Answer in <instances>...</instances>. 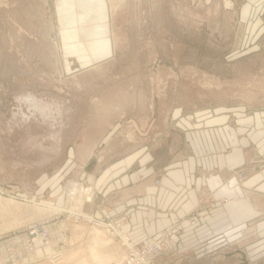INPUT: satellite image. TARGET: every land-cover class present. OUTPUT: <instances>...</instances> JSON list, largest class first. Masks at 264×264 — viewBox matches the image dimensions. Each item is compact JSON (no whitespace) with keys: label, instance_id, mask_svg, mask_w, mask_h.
<instances>
[{"label":"rangeland","instance_id":"1","mask_svg":"<svg viewBox=\"0 0 264 264\" xmlns=\"http://www.w3.org/2000/svg\"><path fill=\"white\" fill-rule=\"evenodd\" d=\"M53 3L0 0V199L51 214L0 235L49 221L55 231L63 223L69 242V227L103 229L79 214L94 216L92 205L99 211L113 203L93 185L106 145L117 156L147 144L158 162H172L168 140L179 132V116L190 117L195 131L201 121L215 130L231 114L264 115V0H116V54L89 60L60 52ZM28 95L47 110L31 108ZM6 212L0 208V223ZM24 216L14 221L21 226L30 218ZM211 233L174 244L211 258L220 245L214 243L229 237ZM59 242L54 251L61 254L51 259L72 248ZM194 243L208 249L194 250ZM174 255L157 264L185 261Z\"/></svg>","mask_w":264,"mask_h":264},{"label":"crops","instance_id":"2","mask_svg":"<svg viewBox=\"0 0 264 264\" xmlns=\"http://www.w3.org/2000/svg\"><path fill=\"white\" fill-rule=\"evenodd\" d=\"M114 3L116 0H54L59 49L66 58L109 59L116 54L120 40ZM188 119L191 118H176L179 132L170 133L172 162H158L147 144L126 146L117 156L114 146L106 145V160L95 171L93 185L100 195H110L113 205L102 206L99 211L93 210L92 205V214L99 217L109 211L120 230L136 244L157 238L173 225L180 226L174 243L202 241L211 232H216L217 238H221L220 233L231 236L214 243L220 245L211 258L181 253L175 245L177 256L173 257L177 260L185 255V261L176 263L168 259L171 264H230L235 257V264L264 262V115L224 116L215 130L206 129L201 121L197 130L192 131L193 124ZM94 167L90 164L89 171ZM240 171L243 178L238 175ZM77 187L74 185V193ZM215 198L231 201L214 206ZM17 207L11 203L9 208ZM5 227L0 226V231ZM68 234L72 248L65 257L51 259L53 251L61 249L54 234L53 248H38L37 259L27 255L26 264H44L48 260L47 264L124 261L123 249L110 238L107 229L69 227ZM193 246L194 250H203L205 246L208 249L202 243ZM3 252L8 264H13L7 247Z\"/></svg>","mask_w":264,"mask_h":264},{"label":"built area","instance_id":"3","mask_svg":"<svg viewBox=\"0 0 264 264\" xmlns=\"http://www.w3.org/2000/svg\"><path fill=\"white\" fill-rule=\"evenodd\" d=\"M240 178L244 177V173L240 171L238 173ZM230 199L221 200L218 198V204L220 206L226 205ZM79 220H87L90 224L107 229L111 237L120 243V245L126 251L125 260L121 264H157L161 256L177 252L175 250V244L173 238L180 231L179 225H173L172 227L163 230L160 235L145 243L142 246L137 245L131 240L128 234L122 232L113 223L112 216L109 212H104L101 217L96 218L94 216H83L79 214ZM63 223L57 225V231L52 230L49 221L37 222L36 224L29 225L28 227L16 230L15 232L0 235V264H8L6 256L3 252L4 246L8 245L9 255L12 257L13 264H26L27 255L32 258L36 257L37 248L43 246L52 247L54 245L53 235L56 234L61 244L68 245L67 235L62 227ZM229 236L228 238H230ZM180 243L179 246H182ZM60 252L53 251L52 256H59Z\"/></svg>","mask_w":264,"mask_h":264},{"label":"water","instance_id":"4","mask_svg":"<svg viewBox=\"0 0 264 264\" xmlns=\"http://www.w3.org/2000/svg\"><path fill=\"white\" fill-rule=\"evenodd\" d=\"M8 204H4L1 202L0 199V208H2V210L7 211L6 214L3 216L4 218V223H0V226H6L5 229H2L0 231V234L9 232V231H13L15 229H18L20 227L26 226L32 222L38 221V220H42L45 218H48L51 214L49 213L48 209H44L38 206H33V207H27V206H21L18 203H15V206L18 205L17 208H9L11 203H14L12 201H6ZM23 214L25 216L30 217L29 219H27L25 222H23V225L20 226V222L17 223L14 220L20 217H23ZM24 216V217H25Z\"/></svg>","mask_w":264,"mask_h":264},{"label":"bare ground","instance_id":"5","mask_svg":"<svg viewBox=\"0 0 264 264\" xmlns=\"http://www.w3.org/2000/svg\"><path fill=\"white\" fill-rule=\"evenodd\" d=\"M230 3H228L227 5H229ZM27 97V96H26ZM25 97V98H26ZM24 99V98H23ZM25 100V102L26 101H29L30 102V105H32L31 106V108H34V109H37V108H41V110L42 109H44V111L45 110H47L46 108H44L42 105H41V103H39L34 97H32V96H29L28 95V97L26 98V99H24ZM28 103V102H27ZM52 108V107H51ZM30 109V108H29ZM39 110V109H38ZM37 111V110H36ZM44 111H42V112H44ZM57 111H59V110H57ZM47 113V112H46ZM58 114H60V111L58 112ZM46 116L48 115V117L50 116V117H52V119H55V114L52 112H49V114H45ZM29 118V117H28ZM87 200H88V198H87ZM89 200L91 201V198H89ZM88 214V213H87ZM88 216V215H87ZM89 217V216H88Z\"/></svg>","mask_w":264,"mask_h":264}]
</instances>
